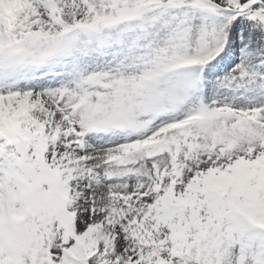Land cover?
I'll use <instances>...</instances> for the list:
<instances>
[{
    "label": "snow or ice",
    "instance_id": "1",
    "mask_svg": "<svg viewBox=\"0 0 264 264\" xmlns=\"http://www.w3.org/2000/svg\"><path fill=\"white\" fill-rule=\"evenodd\" d=\"M0 264H264V0H0Z\"/></svg>",
    "mask_w": 264,
    "mask_h": 264
}]
</instances>
